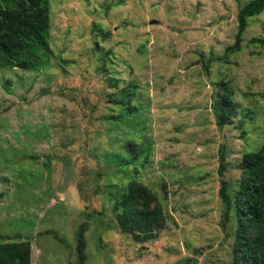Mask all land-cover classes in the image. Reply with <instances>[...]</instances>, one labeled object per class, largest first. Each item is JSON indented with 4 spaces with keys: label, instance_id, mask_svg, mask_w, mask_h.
Instances as JSON below:
<instances>
[{
    "label": "rangeland",
    "instance_id": "374dc122",
    "mask_svg": "<svg viewBox=\"0 0 264 264\" xmlns=\"http://www.w3.org/2000/svg\"><path fill=\"white\" fill-rule=\"evenodd\" d=\"M250 1L51 0V54L0 68V244L30 241L32 264H78L87 222L84 264H234L222 156L237 187L244 155L264 145V46L252 42L264 12L234 50ZM225 93L235 113L220 127ZM133 180L166 218L152 240L117 227Z\"/></svg>",
    "mask_w": 264,
    "mask_h": 264
},
{
    "label": "trees",
    "instance_id": "16d2710c",
    "mask_svg": "<svg viewBox=\"0 0 264 264\" xmlns=\"http://www.w3.org/2000/svg\"><path fill=\"white\" fill-rule=\"evenodd\" d=\"M50 1L0 0V68L33 70L43 57L51 54L48 39ZM263 12L264 0H252L241 9L234 50H240L248 19ZM252 42L264 46L262 39H253ZM131 86L136 87L135 84ZM224 90L228 91V88L224 87ZM128 93V97L132 96L130 91ZM135 110L129 109L131 113ZM215 111L220 127L232 124L234 105L226 93L218 96ZM227 166L222 156L220 196L225 205V222L235 221L234 264H264V145L258 151L244 155L239 165L242 178L237 187L225 178ZM97 177L101 178L102 174L97 173ZM115 200L117 227L136 241L152 240L165 228V216L151 209L153 196L135 180L120 189ZM87 230L88 223L85 222L78 231V264L87 260ZM0 264H32L30 241L20 239L0 244Z\"/></svg>",
    "mask_w": 264,
    "mask_h": 264
},
{
    "label": "water",
    "instance_id": "95a60500",
    "mask_svg": "<svg viewBox=\"0 0 264 264\" xmlns=\"http://www.w3.org/2000/svg\"><path fill=\"white\" fill-rule=\"evenodd\" d=\"M152 23H153V24H157L158 22H157V21H153Z\"/></svg>",
    "mask_w": 264,
    "mask_h": 264
}]
</instances>
